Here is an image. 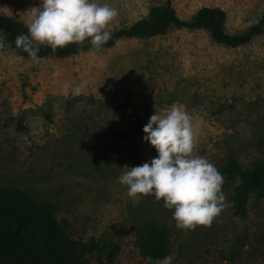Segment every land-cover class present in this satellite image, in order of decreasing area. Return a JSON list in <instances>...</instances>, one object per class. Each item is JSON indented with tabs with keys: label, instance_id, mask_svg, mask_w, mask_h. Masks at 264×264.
Listing matches in <instances>:
<instances>
[{
	"label": "rangeland",
	"instance_id": "1",
	"mask_svg": "<svg viewBox=\"0 0 264 264\" xmlns=\"http://www.w3.org/2000/svg\"><path fill=\"white\" fill-rule=\"evenodd\" d=\"M117 8L110 33L166 0H98ZM188 19L203 6L220 7L226 31L242 32L264 14V0H170ZM39 0H0V15L27 25ZM82 85L79 93L64 85ZM188 112L193 154L216 167L264 160V36L226 47L202 29L171 28L151 38L39 62L0 48V187H13L57 207L56 220L77 240L113 241L119 254L89 264H144L138 234L150 220L170 231L172 264H264V195L250 197L245 215L226 206L208 225L179 229L172 210L152 195L131 199L117 177L124 166L157 153L143 127L172 104Z\"/></svg>",
	"mask_w": 264,
	"mask_h": 264
},
{
	"label": "trees",
	"instance_id": "2",
	"mask_svg": "<svg viewBox=\"0 0 264 264\" xmlns=\"http://www.w3.org/2000/svg\"><path fill=\"white\" fill-rule=\"evenodd\" d=\"M227 16L220 7L203 6L188 19L178 16L170 0L162 5L152 6L148 13L123 28L111 32V38L101 49L113 47L120 40L137 37L151 38L167 33L171 28L206 30L213 42L235 48L246 45L254 38L264 36V14L253 25L242 32L229 34L226 31ZM0 29L4 30L6 47L19 56L29 58L27 53L15 46L18 33L27 34L26 24L13 17L0 15ZM98 49V50H101ZM94 49L88 40L68 44L52 50L41 46L39 55L47 58H67L81 51ZM147 122L136 121L131 128L115 134L122 139L134 135ZM225 177L222 189L229 188L233 212L245 215L250 197L264 195V160L240 166L236 159L229 157L217 167ZM239 176L241 183L234 185ZM57 207L49 201H37L30 194L13 187H0V264H89L111 260L119 254L116 242H99L94 238L81 241L71 238L64 226L56 220ZM140 257L162 258L171 252L170 231L150 220L142 225L138 234Z\"/></svg>",
	"mask_w": 264,
	"mask_h": 264
},
{
	"label": "clouds",
	"instance_id": "3",
	"mask_svg": "<svg viewBox=\"0 0 264 264\" xmlns=\"http://www.w3.org/2000/svg\"><path fill=\"white\" fill-rule=\"evenodd\" d=\"M118 15V10L98 0H39L30 8L27 34L15 36V46L27 53L33 62L44 57L39 55L41 46L52 50L68 44L88 43L101 49L111 38L105 30ZM7 41L0 29V48ZM79 93L82 85H64ZM143 140L157 153L141 164L124 166L117 177L126 186L127 195L138 199L152 195L163 200L165 208L172 210V218L179 229H191L208 225L226 206L222 190L225 177L207 157L193 154V130L191 118L182 106L174 103L163 114L154 112L144 124ZM241 183L234 178V185ZM172 256L162 258L145 256L144 264H172Z\"/></svg>",
	"mask_w": 264,
	"mask_h": 264
}]
</instances>
